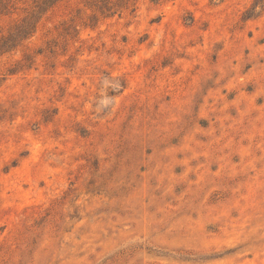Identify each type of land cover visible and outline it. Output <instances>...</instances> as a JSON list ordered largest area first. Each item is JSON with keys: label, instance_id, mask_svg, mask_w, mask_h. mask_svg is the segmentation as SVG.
<instances>
[{"label": "rangeland", "instance_id": "rangeland-1", "mask_svg": "<svg viewBox=\"0 0 264 264\" xmlns=\"http://www.w3.org/2000/svg\"><path fill=\"white\" fill-rule=\"evenodd\" d=\"M95 4L0 0V264H264V0Z\"/></svg>", "mask_w": 264, "mask_h": 264}, {"label": "trees", "instance_id": "trees-1", "mask_svg": "<svg viewBox=\"0 0 264 264\" xmlns=\"http://www.w3.org/2000/svg\"><path fill=\"white\" fill-rule=\"evenodd\" d=\"M120 0H97V5L95 4L94 7L97 10L110 12L117 6V2ZM130 0H126V4L129 3ZM21 35V34H20Z\"/></svg>", "mask_w": 264, "mask_h": 264}]
</instances>
